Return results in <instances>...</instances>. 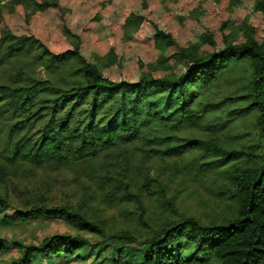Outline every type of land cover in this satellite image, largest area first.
Instances as JSON below:
<instances>
[{"label":"trees","instance_id":"1","mask_svg":"<svg viewBox=\"0 0 264 264\" xmlns=\"http://www.w3.org/2000/svg\"><path fill=\"white\" fill-rule=\"evenodd\" d=\"M4 1L28 6L39 0H0V6ZM229 1L234 6L240 0ZM254 11L258 21L253 36L240 43L223 36L222 45L218 46L214 37L205 33L201 41L212 48L206 55L179 48L171 34L156 29V43L176 48L174 56L184 63L175 77L106 75L79 48L53 53L33 36L16 37L0 26V68L7 58L38 50L40 55L28 66L29 71L38 63L48 71L74 64L71 75L75 77L73 84L62 85L19 71L10 81L0 84V183L7 182L25 164L35 168L47 164L56 168L91 164L100 158L121 155L119 147L144 141L162 158L181 160L177 172L200 179L212 177L216 197L232 203L235 210L231 218L221 223L206 225L195 216L165 222L160 230L138 243L140 261L136 264H264V141L257 152L251 147L226 148L214 139L154 133L155 127L197 125L202 117L196 103L200 101L199 89L219 83L230 65L245 61L251 73L246 92L205 104L202 113L243 103L238 113L257 115L264 140V0L255 3ZM113 19L111 15L103 24H110ZM143 185L136 188L137 194L130 192L129 184L120 185L119 189L124 201L136 197L142 211L139 221L145 225L146 210L141 197L144 188H151L146 181ZM163 188L159 191L161 197ZM87 191L88 187H84L82 208L91 199ZM155 194L151 190L150 195ZM10 207L9 197L0 195V211ZM40 218L62 219L80 231L112 237L121 243L137 242L128 231L109 234L103 224L88 219L70 203L16 209L13 216L5 215L1 223L10 226L15 220ZM12 245L22 249L21 257L12 264H33L34 260L73 257L88 241L81 236L56 235L38 246H22L18 242ZM8 248L9 242L0 238V252ZM184 248L191 252L184 254ZM111 264L130 262L117 257Z\"/></svg>","mask_w":264,"mask_h":264},{"label":"rangeland","instance_id":"2","mask_svg":"<svg viewBox=\"0 0 264 264\" xmlns=\"http://www.w3.org/2000/svg\"><path fill=\"white\" fill-rule=\"evenodd\" d=\"M257 1L240 0L234 6L229 0H39L28 6L4 1L0 6V26L16 37L33 36L53 53L79 48L106 75L175 77L181 73L184 63L174 56L176 48H164L156 43L153 37L156 29L171 34L179 48L206 55L212 48L201 41L205 33L211 34L218 46L222 45L223 36L238 43L253 36L258 21L254 11ZM111 15L114 19L110 24H103ZM39 55L40 51L33 50L29 55L7 58L0 68V84L10 81L19 71L62 85L74 83L75 77L71 75L74 64L48 71L44 64L38 63L29 71L28 66ZM228 71L219 83L209 89H199L200 101L196 103H199L198 110L201 107L198 114L202 117L197 125L155 127L154 133L214 139L226 148L251 147L260 152L264 140L257 126V115L239 114L243 103L202 113L205 104H216L246 92L251 77L248 64L245 61L232 64ZM152 148L141 141L119 147L122 154L117 157L100 158L91 164L19 167L7 182L0 183V195L8 196L12 203L8 210L0 211V238L9 242L8 250L0 252V264H12L21 257L22 249L13 243L38 246L56 235L81 236L88 245L73 257L34 260L33 264H111L117 257L136 264L140 261L138 243L151 237L167 221L195 216L209 225L233 216L235 206L216 197L212 177L185 176L177 172L181 160L162 158ZM145 181L156 192L151 196V190L142 191L146 210L143 219L147 225L139 221L142 211L136 197L124 201L123 191L119 189L120 185L129 184L130 192L137 194L136 188ZM84 187H88L91 199L82 208V198L86 197ZM162 187L164 197L159 193ZM66 203L80 209L88 219L103 224L109 234L128 231L137 242L121 243L112 237L80 231L62 219L15 220L10 226L1 223L5 215L13 216L16 209ZM183 252L188 254L191 250L184 248Z\"/></svg>","mask_w":264,"mask_h":264}]
</instances>
